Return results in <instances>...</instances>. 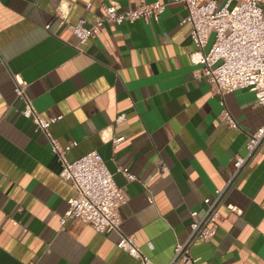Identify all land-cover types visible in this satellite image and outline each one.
<instances>
[{"label": "crops", "instance_id": "1", "mask_svg": "<svg viewBox=\"0 0 264 264\" xmlns=\"http://www.w3.org/2000/svg\"><path fill=\"white\" fill-rule=\"evenodd\" d=\"M146 1L167 4L159 22H108L79 45L68 25H93L106 6L141 0H0V264H142L117 247V231L102 234L78 218L63 225L76 189L60 176L45 134L21 114L16 76L39 112L62 116L52 133L62 145L77 142L69 160L103 156L128 197L121 232L156 264L171 263L191 212L203 214L205 199L228 184L214 236L192 246L196 264H264V142L232 180L264 105L247 88L226 93L238 122L229 126L221 95L194 75L202 65L190 57L184 3Z\"/></svg>", "mask_w": 264, "mask_h": 264}, {"label": "built area", "instance_id": "2", "mask_svg": "<svg viewBox=\"0 0 264 264\" xmlns=\"http://www.w3.org/2000/svg\"><path fill=\"white\" fill-rule=\"evenodd\" d=\"M184 3L187 16L184 22L191 27V38L196 48L190 53L193 63L201 64L195 70L196 78L206 77L214 92L221 95L223 110L221 117L231 127H238L224 100V95L239 89L255 92L257 102L264 105V7L263 0H226L219 5L216 0H178ZM161 1L141 0L136 8L119 10L115 5L105 7V12L93 25L79 21L68 25L79 39V45H85L94 37L105 23L122 25L126 22L143 20L159 22L166 9ZM64 12L60 17L64 18ZM49 25H47L48 27ZM213 42L208 49V45ZM1 55V54H0ZM28 82L15 77L14 92L22 100L21 114L29 119L38 131L45 134L51 144V152L61 164L60 176L70 181L76 189V195L68 200L67 212L62 216L63 225L69 218H78L90 224L97 232L105 234L117 231L121 234L117 247L126 251L142 264H156L142 250L134 235L121 232L122 217L120 208L127 202V194L119 186L109 171L103 156L91 151L76 160H69L66 153L77 142L60 144L52 133V126L62 116L47 117L39 112L27 93ZM123 138H118L117 141ZM264 142V124L246 142L247 156L238 157L232 180L240 172L246 161L253 156ZM129 181L137 180L129 167H119ZM231 180V181H232ZM229 186V184H228ZM216 190L215 197L205 199L207 208L200 214L192 211L193 221L190 233L184 242H178L174 258L170 264H196L192 246L197 242H208L214 236L219 217V206L227 187Z\"/></svg>", "mask_w": 264, "mask_h": 264}, {"label": "rangeland", "instance_id": "3", "mask_svg": "<svg viewBox=\"0 0 264 264\" xmlns=\"http://www.w3.org/2000/svg\"><path fill=\"white\" fill-rule=\"evenodd\" d=\"M212 42H213V38L211 39V41H210V43H209V45H208V49L210 48Z\"/></svg>", "mask_w": 264, "mask_h": 264}]
</instances>
